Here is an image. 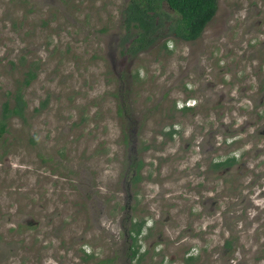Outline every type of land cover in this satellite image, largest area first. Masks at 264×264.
<instances>
[{"label":"rangeland","instance_id":"obj_1","mask_svg":"<svg viewBox=\"0 0 264 264\" xmlns=\"http://www.w3.org/2000/svg\"><path fill=\"white\" fill-rule=\"evenodd\" d=\"M126 1L0 0V264H264V0L134 54Z\"/></svg>","mask_w":264,"mask_h":264},{"label":"trees","instance_id":"obj_2","mask_svg":"<svg viewBox=\"0 0 264 264\" xmlns=\"http://www.w3.org/2000/svg\"><path fill=\"white\" fill-rule=\"evenodd\" d=\"M162 2L171 7L176 14L169 20L168 30L185 39L198 35L216 7V0H127L121 13L124 35L126 38L128 35L131 38L125 48L127 53H136L156 38L162 19L167 17L166 14H162ZM26 74L31 76L28 71ZM27 81L28 78L24 77L23 82ZM14 99L16 100L15 106L11 110L20 114L23 105L20 94H15ZM3 116L6 115L3 114ZM0 129H2V124H0ZM138 229L139 227L133 230L137 232ZM135 252L136 248L132 249L131 254Z\"/></svg>","mask_w":264,"mask_h":264},{"label":"flooded vegetation","instance_id":"obj_3","mask_svg":"<svg viewBox=\"0 0 264 264\" xmlns=\"http://www.w3.org/2000/svg\"><path fill=\"white\" fill-rule=\"evenodd\" d=\"M171 8V7H170ZM172 9V8H171ZM173 10V9H172ZM174 11V10H173ZM213 14H214V12H213ZM212 14V15H213ZM212 15H211V17H212ZM210 17V18H211ZM209 18V19H210ZM208 19V20H209ZM207 20V21H208ZM205 25V24H204ZM204 25H203V27H204ZM203 27L201 28V30L199 31V33H198V35L197 36H195L194 38H191V39H185V38H181V37H179V36H177L174 32H172V31H169L170 33H172L173 34V36L174 37H176V38H179V39H183V40H194L195 38H197L200 34H201V32H202V30H203ZM139 51V50H138ZM181 108L182 109H184V108H188V106H187V104H182L181 105ZM175 131V129L174 128H172V127H169L168 128V130H166V132L165 133H167L168 134V136H170L173 132ZM230 142H232V141H235V138L233 137V138H231V140H229ZM244 153V150L243 149H240L239 151H238V153H236V152H234L233 154H228L227 156H224L223 158H220V156L218 157V158H216V159H214V160H212L211 162H210V165H211V168H212V170H220V169H226V168H228V167H230L231 165H233L235 162H236V156H235V154H239V155H242ZM138 163H136V166H135V173L132 175V178L134 177V178H138V175H137V169H138V167H139V164L137 165ZM209 166V165H208ZM143 225H144V220L142 219V218H132L131 220H130V222H129V226H128V229H127V232H128V235H129V237H130V242H129V246H128V249H129V255L131 256V257H134V256H136V255H140L141 254V252L139 251V249H138V245H139V234H140V231L142 230V227H143ZM137 227H139V229L137 230V232H135L133 229L135 228V230H136V228ZM133 228V229H132ZM134 248H136V252L132 255L131 254V251H132V249H134Z\"/></svg>","mask_w":264,"mask_h":264}]
</instances>
